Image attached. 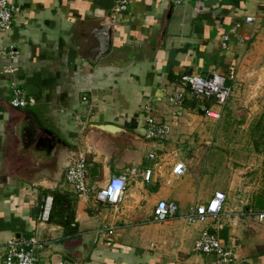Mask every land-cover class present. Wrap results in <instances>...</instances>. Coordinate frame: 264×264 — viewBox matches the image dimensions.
Wrapping results in <instances>:
<instances>
[{
  "label": "crops",
  "instance_id": "crops-1",
  "mask_svg": "<svg viewBox=\"0 0 264 264\" xmlns=\"http://www.w3.org/2000/svg\"><path fill=\"white\" fill-rule=\"evenodd\" d=\"M12 1L17 11L11 27L0 30V48L17 50L12 58L0 53V264L14 235L43 241L35 264H212L213 255L208 262L190 253L204 225L218 230L230 247L238 240V264H264V251L242 256L243 242H264V221L245 214L264 209V201L238 213L229 205L218 223L185 217L216 190L227 193L224 186H204L206 172L215 167L225 105L212 118L202 110L211 102L188 94L178 105L168 100L184 74L234 70L230 109L243 101H250L251 113L263 107L258 97L264 95V0H132L120 12L116 0ZM12 83L33 103L11 106ZM146 104L166 126L167 140L146 138ZM99 123L123 130L112 135L98 130ZM82 147L88 148V198L65 181L67 160ZM177 161L186 166L181 175L173 171ZM146 167L152 168L149 180L143 178ZM134 169L118 206L95 200L94 192L111 175ZM57 190L67 194L64 214L71 222L52 220L40 228L42 197ZM159 199L177 204L176 214L163 221L172 219L174 230L152 233L148 251L142 246L147 238H137V247L124 226L149 229L155 221L146 208ZM102 225L114 226L113 233L100 231Z\"/></svg>",
  "mask_w": 264,
  "mask_h": 264
},
{
  "label": "built area",
  "instance_id": "built-area-1",
  "mask_svg": "<svg viewBox=\"0 0 264 264\" xmlns=\"http://www.w3.org/2000/svg\"><path fill=\"white\" fill-rule=\"evenodd\" d=\"M132 0H116L114 10L116 12L127 10ZM183 0H170L173 4H180ZM17 11V6L12 0H0V30L7 31L10 29L13 17ZM253 18L247 16L246 20L251 21ZM228 36L224 35L221 41V46L226 47ZM0 53L9 57H14L17 50L12 46L9 49L0 48ZM234 70H230L226 74L219 72H211L207 75L184 74L178 84L174 88V92L168 97L170 103L178 105L188 95L199 99L211 102L210 106L206 104L202 106L204 113L212 118L220 116V110L226 104L231 96L232 87L228 83L234 79ZM85 99V97H83ZM33 100L26 97L24 90L12 83L10 104L13 107H25L32 104ZM215 106L217 109H215ZM145 114V136L148 139L164 141L168 139V130L166 126L159 123L158 120L149 113L150 107L143 105ZM83 121H81L82 123ZM88 148H78L75 154L70 155L66 163L65 181L81 196L88 198L90 190L88 188V163H87ZM154 153H149V158H154ZM173 171L181 175L186 171L184 162L177 161L173 165ZM136 174V170H131L129 174H113L105 183L98 187L94 192V198L101 204L112 207L118 206L124 197L127 187L128 178L130 175ZM152 174V168L146 167L143 169V178L149 180ZM226 194L221 190H216L210 198L201 203L193 204L187 214L186 220L189 222H207L208 220H216L225 212ZM53 206V195L46 193L42 197L40 211L38 214V225L40 228L46 227L50 223V216ZM177 204L166 199H159L155 203L152 210V219L155 222H163L177 212ZM248 216H254L258 221H264V209L248 210L245 212ZM217 224V229L220 227ZM114 226L102 225L100 231L113 233ZM43 247V241L37 236H12L4 248V264H35V249ZM193 250L214 256L212 264H238L239 259L232 247L226 244L225 239L220 236L218 230H210L208 227L203 228L194 241Z\"/></svg>",
  "mask_w": 264,
  "mask_h": 264
},
{
  "label": "rangeland",
  "instance_id": "rangeland-1",
  "mask_svg": "<svg viewBox=\"0 0 264 264\" xmlns=\"http://www.w3.org/2000/svg\"><path fill=\"white\" fill-rule=\"evenodd\" d=\"M231 98L232 96L228 98L225 104L224 108L227 112L223 114V118L221 117L217 127L215 140L218 143L216 145V151H213V153H216V156L214 155L212 157L213 154L210 153L215 167L212 171L206 172L209 176L205 178L206 182H204V186H211L212 184H215L219 188L224 186L227 190V193L224 191L227 197L225 210L229 209V205L232 207L236 206L233 210L238 213L243 211L246 206L251 205L254 207L255 202L264 201V102L263 107L258 109L259 111L251 113L250 107L252 104L250 101H243L240 104L237 102L235 104L236 111L230 109L229 102L232 100ZM248 99L250 100V98ZM258 99L264 101V95L258 97ZM232 105L233 102L230 103V106ZM241 121L242 123H240ZM259 188L263 191L262 193L255 192ZM152 209L153 205L146 208L147 212L151 213ZM251 217L255 218L254 216ZM171 220L162 223L152 222L149 229L148 226L146 229L144 228L146 226H124V229L129 233L130 238L133 239L137 247L141 246L137 238L139 239L140 236L146 237V242L142 246H145L149 251L152 250L150 249V243L153 242V239L148 237H151L152 233L169 234L170 231L173 232L174 229L171 227ZM222 234L225 236L224 231ZM193 245L194 242L192 248ZM176 246L174 242L170 250ZM233 248L234 245H232ZM190 253H196L208 262L211 258L210 254L193 250ZM167 254L165 255V261L167 263L172 262V253L169 252Z\"/></svg>",
  "mask_w": 264,
  "mask_h": 264
},
{
  "label": "water",
  "instance_id": "water-1",
  "mask_svg": "<svg viewBox=\"0 0 264 264\" xmlns=\"http://www.w3.org/2000/svg\"><path fill=\"white\" fill-rule=\"evenodd\" d=\"M94 125H95V127L98 130H101L103 132H106V133H109V134H112V135L119 134L123 130L121 127H119V126H117L115 124H112V123H99V124H94ZM37 142H39V141H37ZM40 142H42V141H40ZM57 143L58 142L55 141V143H53V145H50L51 148L57 147V145H58ZM76 152H77V149H75L71 153V155L72 154H75ZM243 243H244V245H243L244 251H243L242 256L258 254V253L264 251V242L263 243H254V245L250 244V242H246V243L243 242ZM238 244H239V242H238L237 239L236 240H233V245H238Z\"/></svg>",
  "mask_w": 264,
  "mask_h": 264
},
{
  "label": "trees",
  "instance_id": "trees-1",
  "mask_svg": "<svg viewBox=\"0 0 264 264\" xmlns=\"http://www.w3.org/2000/svg\"><path fill=\"white\" fill-rule=\"evenodd\" d=\"M51 193L53 195V206H52L50 221H52V220L59 221L64 225L70 224L69 223V222H71V221H69V219L71 218L70 215L64 214L65 210L68 209V206L64 205V202L68 201L67 194L62 193L58 190L52 191ZM56 217L57 218L59 217L60 219L56 220ZM61 218H65V219H61Z\"/></svg>",
  "mask_w": 264,
  "mask_h": 264
}]
</instances>
